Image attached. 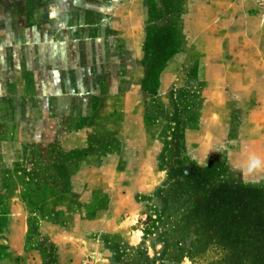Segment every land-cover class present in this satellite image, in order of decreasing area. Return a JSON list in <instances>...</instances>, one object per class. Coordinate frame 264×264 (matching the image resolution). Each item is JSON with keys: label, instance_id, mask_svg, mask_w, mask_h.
Segmentation results:
<instances>
[{"label": "rangeland", "instance_id": "obj_1", "mask_svg": "<svg viewBox=\"0 0 264 264\" xmlns=\"http://www.w3.org/2000/svg\"><path fill=\"white\" fill-rule=\"evenodd\" d=\"M81 1L52 54L43 22H0V264H254L256 214L224 204L264 191V0H124L113 22ZM148 48L172 52L154 93Z\"/></svg>", "mask_w": 264, "mask_h": 264}, {"label": "crops", "instance_id": "obj_2", "mask_svg": "<svg viewBox=\"0 0 264 264\" xmlns=\"http://www.w3.org/2000/svg\"><path fill=\"white\" fill-rule=\"evenodd\" d=\"M98 1L97 7L101 8L104 12L103 21H115L117 17L116 9L121 5V1L124 0ZM136 1L141 3V0ZM128 2L132 1L129 0ZM83 5L81 0H6L0 2V22L12 23L13 25H15V23L20 25L22 22L31 20L32 23L36 21L43 22L44 26L41 30H44V36L47 38L45 44L47 48L46 51L52 54L54 47L59 46V50L62 51L67 45V42L63 40L65 33H63L62 26L67 16L73 17L77 10H79V7ZM124 6L126 5L122 4L120 8ZM136 17L139 19V16ZM97 22L99 23V21ZM91 23L92 22H82L81 26L95 25ZM34 29L35 27L32 26V32ZM84 40L89 47L96 42V38L94 37L93 39L86 38Z\"/></svg>", "mask_w": 264, "mask_h": 264}, {"label": "trees", "instance_id": "obj_3", "mask_svg": "<svg viewBox=\"0 0 264 264\" xmlns=\"http://www.w3.org/2000/svg\"><path fill=\"white\" fill-rule=\"evenodd\" d=\"M151 37V33H150ZM172 55V52H162L161 50H152L147 49V56H146V66H147V75L144 80V89L148 92L154 93L156 88V76L157 73L160 72L163 68L164 63L167 59ZM195 102V97L190 99L189 102V113H192V108ZM176 126L172 128L171 136L172 142L167 141L166 148L162 154L163 160H166V153L169 149V145L171 143H175L178 146V149L184 150L186 149L184 145V134L182 131V127L184 125L183 120L179 117V114L173 116ZM195 119V118H194ZM189 120H193L192 115L189 116ZM186 154L184 155V158ZM177 169H172L170 175L175 176L177 173ZM212 172V168L208 167L207 169L202 171L204 176H208ZM227 196L225 200V206L227 215H230L232 220L231 223L234 221V217L238 215V212L241 215V219L243 216L245 218L253 212L256 214L255 223L260 225L262 232L259 233L258 236L255 237L254 240V248L256 249L255 254L251 257H248L245 261L252 262L254 264H264V191L261 189H247L242 188L239 191L236 189L227 190ZM240 204V205H237ZM248 223L250 220L245 219ZM250 225V223H248ZM233 226V224H232ZM231 226V227H232Z\"/></svg>", "mask_w": 264, "mask_h": 264}]
</instances>
